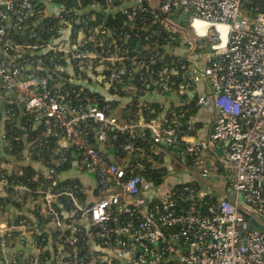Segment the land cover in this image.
<instances>
[{
    "label": "built area",
    "instance_id": "1",
    "mask_svg": "<svg viewBox=\"0 0 264 264\" xmlns=\"http://www.w3.org/2000/svg\"><path fill=\"white\" fill-rule=\"evenodd\" d=\"M57 1L0 0V155L11 149L8 124L27 117L33 126L43 122L42 139L76 147L81 160L75 163L93 174L97 196L82 203L75 188H53V168L42 167L50 184L30 189L12 178L17 171L0 156V264H264V233L248 228L249 219L264 226V0H92L103 12L119 3L130 6L123 11L129 20L141 12L151 16L155 27L131 39L141 43V51L149 43L148 50L133 57L101 26L64 41L61 25L86 22L66 15L63 7L51 16L46 5ZM47 17L57 20L52 33L41 24ZM45 32L51 40L43 44ZM161 49L168 51L164 63ZM44 52L78 66H100L107 86L140 72L154 92L177 97L179 109L162 108L147 122L126 121L108 105L83 107L51 86L55 71L43 63ZM202 108L210 110L211 127L201 137L196 120ZM109 130L111 141L117 134L129 137L115 163L89 138L107 145ZM145 131L155 155L166 146L177 174L161 172L157 182L143 174L140 160L132 157L143 158L133 141ZM40 142L33 139L25 150ZM53 155L65 160L58 148ZM187 158L193 169L179 164ZM209 177L227 192L207 183ZM26 196L40 198L47 220L33 235L24 219L8 221L2 205ZM62 197L73 207L62 211L66 220L58 210ZM38 237L46 241L42 248ZM21 241L28 253L12 251ZM42 250L50 257L43 258Z\"/></svg>",
    "mask_w": 264,
    "mask_h": 264
},
{
    "label": "trees",
    "instance_id": "2",
    "mask_svg": "<svg viewBox=\"0 0 264 264\" xmlns=\"http://www.w3.org/2000/svg\"><path fill=\"white\" fill-rule=\"evenodd\" d=\"M49 7L53 10L55 8L63 7L66 15H70L73 18H81L86 22V26L74 24L73 29L77 32L82 31L86 32L90 30L92 33L95 32L98 26H101L104 30L109 31L111 36L115 39L116 45L122 50L126 51L128 57H133V55H139V52L132 53L130 49V40L134 39L136 35H142L144 33V29L149 27H155L152 23V18L148 13L141 12L133 20H129L127 16L123 13L126 8L130 6H126L124 3L116 4L112 9L107 12H103L101 3L92 2V0H61L52 3V6L46 5V8ZM145 23V24H144ZM41 24L43 27H48L53 29L55 26L57 27V20L52 17H47L41 20ZM144 26L142 27V25ZM34 28V27H33ZM54 32V29L51 33ZM51 33H42L40 42L45 44L49 42ZM124 34L129 35V38L125 39ZM76 36V35H75ZM72 38H75L72 36ZM125 39V40H124ZM141 39V38H139ZM108 42V40H107ZM142 43L147 45L146 42L142 40ZM149 45V43H148ZM147 49H142V53L146 52ZM87 47H93L90 44L86 45ZM144 48V47H143ZM164 54L161 63H164L168 58V51L161 49V54ZM170 55V54H169ZM173 55V54H171ZM42 61L45 66L49 69L51 73H53L54 82L51 83V86L55 85V90L59 89L63 92V94H67L68 99L72 102L81 103L83 107L90 106H98L103 108L105 106H110L112 111L116 112L122 119L126 121H134L142 119L143 121H150L153 119H157L161 114L162 108L167 109H179L178 104H164L162 102H153L150 99H147L149 95H153L154 91L151 87H148V82H145L140 79V72L131 78L125 76L120 83L113 82L108 86L107 96H103L102 94L93 91V89L88 87H83L80 84L75 82H71L69 78H67V74L60 70L67 67L68 64L72 65L74 72L79 73L80 66L73 61H68L60 54H53L52 52H44L41 55ZM129 63V62H128ZM60 82L61 85H57L56 82ZM54 89V87H52ZM156 94L161 95L163 98L165 95L156 92ZM4 107H0V118L3 116ZM189 117H186L182 121L184 124L188 121ZM93 126L92 123H89V128ZM44 126L43 122L33 126L32 118L27 117V119L22 122H11L7 125V136L11 139V149L8 152V155L15 159L17 162H25V158L23 157L24 146L29 144L33 139L39 138L40 143L37 147L33 148L31 145L28 148V156L30 157V161H28L25 165H15L17 168V174L12 176L13 179L22 182L27 185L30 189L41 188L42 185H48L51 182L47 180L45 176V172L41 170L43 168L50 169L53 168L56 174H59L63 170H67L72 168L74 163H79L81 160V156L76 151L75 146H67L65 148H61L56 144V138L42 139V132ZM114 134V131L109 130V142L107 145H102L103 150L98 149L100 144L94 140L93 136L90 135L89 138L92 142V145L97 149L99 154L105 158V160L109 163H115L116 158L122 156L120 145L125 144L129 137L126 134H117L118 138L116 141H111V136ZM134 146L138 147L143 152V158L138 159L137 156L132 157L135 162L140 160V163L145 168L144 175L146 177L151 178L155 182L159 181V177L161 176V172L168 173L170 168L164 161L160 160L153 153L154 146L149 138V133L145 131L143 137L138 138L133 141ZM161 152H166L167 148L165 145H160ZM58 148L64 154L65 160L60 161L59 156L53 155V150ZM25 154V153H24ZM55 159V163L52 160ZM203 159H207V155H203ZM185 164L192 166L194 162L191 158H187L185 160ZM155 164H160V168L158 169H150ZM182 184H179L177 187H181ZM82 187V183L76 179H68L64 181L56 182L53 188L55 189H76V195L80 202H85V195L81 193L80 189ZM97 191V190H96ZM7 202V203H6ZM19 201L14 200H5L2 202L3 207L5 203L12 206H20ZM59 204L62 206L58 210L61 213V217L65 220L64 213H68L72 210L71 202L68 198L62 197L59 200ZM35 221L25 216H19V219H24L29 222L31 225L37 224L39 227L44 226L47 223V220L40 219L38 215L35 216ZM40 224V225H39ZM38 242L40 243L41 248L46 244V241L43 240V237H38ZM44 257H50V253L47 250H42V255ZM44 264V261H43Z\"/></svg>",
    "mask_w": 264,
    "mask_h": 264
},
{
    "label": "crops",
    "instance_id": "3",
    "mask_svg": "<svg viewBox=\"0 0 264 264\" xmlns=\"http://www.w3.org/2000/svg\"><path fill=\"white\" fill-rule=\"evenodd\" d=\"M49 6H52V4H48ZM59 10H57V8L55 9H51L49 7L48 13L51 16H55L58 13ZM61 32H62V36H63V40L64 41H70L73 40L74 38H72V36L75 37V39H81V35L78 33L79 31H76L73 29V27H70L66 24L61 25L60 26ZM73 34V35H71ZM76 35V36H75ZM63 70L66 74H67V78L70 79L71 82H75L77 84L82 85L84 88L88 87V88H92L93 91H96L100 94H102L103 96H107V88L108 86L105 85L104 80H103V74H102V68L100 66L97 65H90L89 67H85V66H80V70L79 73L74 72L72 65L68 64L66 68L61 69ZM151 101H159L162 102L166 105L168 104H176L178 103V99L177 97H170V96H166V97H162L161 95L156 94V92L153 93V95H149L147 97V99H150ZM169 106V105H168ZM211 119V113L210 110L208 108H202L199 110V114L197 116V120H196V124L198 129L200 130V134L201 137L207 133L210 130L211 127V123L210 120ZM98 149L103 150V146L100 144ZM25 153V154H24ZM27 151L25 150V146H24V152H23V157L26 160L27 157ZM1 158L2 160L8 164V169L10 171H17L16 166L17 165H25L27 162H17L15 161V159H13L12 157H10L7 153H4L3 151L1 152ZM157 157L160 158V160L164 161L165 164H167L170 168V170H174L176 168V166H178L177 164H174V166L172 165V163L168 160V158L166 157V153L159 151L157 154ZM28 158V157H27ZM118 157L116 158V162L118 161ZM28 160V159H27ZM180 165L185 167L186 169H193V165L189 166L187 164H185V160L179 161ZM16 165V166H15ZM73 167L67 170H63L62 172H60L59 174H56L57 176V180L59 181H64V180H68V179H76L79 180L82 185H83V190H84V195H85V202L90 203L92 202L95 198H96V190H95V186H96V181L95 178L93 176V174L89 171H86L82 168H80V166H78L76 163H74V165H72ZM42 168V167H41ZM43 170V168L41 169ZM44 171V170H43ZM189 176H186L183 178V180H189ZM216 178L214 177H209L208 178V182L209 184H215V185H219L220 189H222L223 191L227 192V188H222V182L219 181L218 183H215ZM7 203V202H6ZM5 203L4 206V210L7 212V214H9L10 218H7L8 221L12 220L13 222L16 221L17 219H19V216H25L27 218L32 219L33 221H35V216L38 215L40 217V219L44 218L43 215V204L42 201L40 200L39 197H23V199L21 201H19L18 203H20V206H12ZM40 225V224H39ZM43 227V226H42ZM39 227L37 224H33L32 228L30 229V234L33 235L36 233V229L38 228H42ZM30 250V247L27 246V244L22 243V241L20 242V244L18 246L14 247V250H12L13 252H21L22 254L24 253H28Z\"/></svg>",
    "mask_w": 264,
    "mask_h": 264
},
{
    "label": "water",
    "instance_id": "4",
    "mask_svg": "<svg viewBox=\"0 0 264 264\" xmlns=\"http://www.w3.org/2000/svg\"><path fill=\"white\" fill-rule=\"evenodd\" d=\"M130 46H131V49H132L133 53L141 51V46L142 45H141V43L139 41L131 40L130 41ZM248 228H249L250 231H257V232L264 233V226L262 224L258 223L254 219H249L248 220Z\"/></svg>",
    "mask_w": 264,
    "mask_h": 264
},
{
    "label": "rangeland",
    "instance_id": "5",
    "mask_svg": "<svg viewBox=\"0 0 264 264\" xmlns=\"http://www.w3.org/2000/svg\"><path fill=\"white\" fill-rule=\"evenodd\" d=\"M175 173L177 174L178 172L176 170H169L168 175H175ZM214 182L217 183L219 180L216 179Z\"/></svg>",
    "mask_w": 264,
    "mask_h": 264
}]
</instances>
